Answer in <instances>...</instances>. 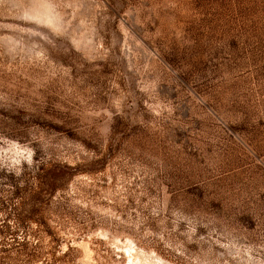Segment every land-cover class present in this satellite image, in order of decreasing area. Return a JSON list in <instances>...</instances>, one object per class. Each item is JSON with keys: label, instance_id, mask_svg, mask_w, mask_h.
Listing matches in <instances>:
<instances>
[{"label": "rangeland", "instance_id": "1", "mask_svg": "<svg viewBox=\"0 0 264 264\" xmlns=\"http://www.w3.org/2000/svg\"><path fill=\"white\" fill-rule=\"evenodd\" d=\"M0 264H264V0H0Z\"/></svg>", "mask_w": 264, "mask_h": 264}]
</instances>
